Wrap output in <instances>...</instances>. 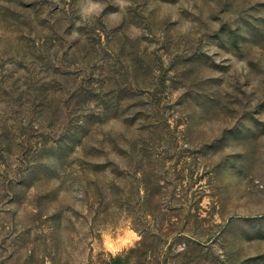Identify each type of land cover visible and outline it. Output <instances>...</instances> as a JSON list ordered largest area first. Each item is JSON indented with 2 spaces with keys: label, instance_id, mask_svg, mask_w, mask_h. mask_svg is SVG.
Here are the masks:
<instances>
[{
  "label": "rangeland",
  "instance_id": "obj_1",
  "mask_svg": "<svg viewBox=\"0 0 264 264\" xmlns=\"http://www.w3.org/2000/svg\"><path fill=\"white\" fill-rule=\"evenodd\" d=\"M0 264H264V0H0Z\"/></svg>",
  "mask_w": 264,
  "mask_h": 264
}]
</instances>
